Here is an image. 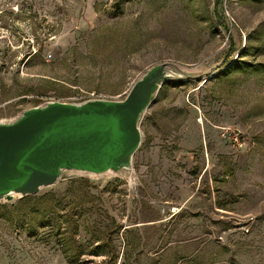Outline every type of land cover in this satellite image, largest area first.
Masks as SVG:
<instances>
[{
  "label": "rangeland",
  "instance_id": "1",
  "mask_svg": "<svg viewBox=\"0 0 264 264\" xmlns=\"http://www.w3.org/2000/svg\"><path fill=\"white\" fill-rule=\"evenodd\" d=\"M165 61L199 76L142 116L135 179L68 172L0 201V264H264V0H0V119L121 99Z\"/></svg>",
  "mask_w": 264,
  "mask_h": 264
},
{
  "label": "water",
  "instance_id": "2",
  "mask_svg": "<svg viewBox=\"0 0 264 264\" xmlns=\"http://www.w3.org/2000/svg\"><path fill=\"white\" fill-rule=\"evenodd\" d=\"M198 76L165 61L149 67L121 99H51L0 119V201L33 195L68 172L135 179L142 116L163 84Z\"/></svg>",
  "mask_w": 264,
  "mask_h": 264
},
{
  "label": "built area",
  "instance_id": "3",
  "mask_svg": "<svg viewBox=\"0 0 264 264\" xmlns=\"http://www.w3.org/2000/svg\"><path fill=\"white\" fill-rule=\"evenodd\" d=\"M91 97H98L97 95H95L94 93L89 96ZM71 98H65L63 99V101H70ZM221 137L224 138L225 140H228L230 142H232L234 145H238L240 147H243L244 145H249L251 142V137L248 135H245L243 133H239L236 130H230L229 128H224L221 132Z\"/></svg>",
  "mask_w": 264,
  "mask_h": 264
},
{
  "label": "trees",
  "instance_id": "4",
  "mask_svg": "<svg viewBox=\"0 0 264 264\" xmlns=\"http://www.w3.org/2000/svg\"><path fill=\"white\" fill-rule=\"evenodd\" d=\"M235 50L234 49V42H233V39H231V51ZM243 55L244 51L241 52ZM246 62H243L242 60H239V59H236L233 63L229 60L225 65L227 68H225L224 70H222L219 75L222 76V75H226V74H230L231 72L237 70V69H240L242 67V65H244ZM28 197V196H26ZM24 198V197H23Z\"/></svg>",
  "mask_w": 264,
  "mask_h": 264
}]
</instances>
